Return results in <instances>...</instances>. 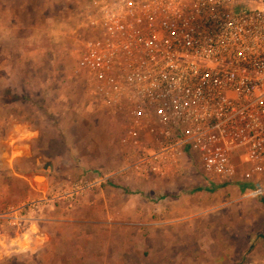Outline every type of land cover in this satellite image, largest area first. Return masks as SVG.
Here are the masks:
<instances>
[{"label":"rangeland","instance_id":"374dc122","mask_svg":"<svg viewBox=\"0 0 264 264\" xmlns=\"http://www.w3.org/2000/svg\"><path fill=\"white\" fill-rule=\"evenodd\" d=\"M88 3L0 0V215L39 207L24 230L0 223V264H264V177L132 168L128 120L77 67Z\"/></svg>","mask_w":264,"mask_h":264},{"label":"built area","instance_id":"2783aa9c","mask_svg":"<svg viewBox=\"0 0 264 264\" xmlns=\"http://www.w3.org/2000/svg\"><path fill=\"white\" fill-rule=\"evenodd\" d=\"M79 22L78 70L128 120L138 176L188 159L214 184L264 177V0H89Z\"/></svg>","mask_w":264,"mask_h":264},{"label":"water","instance_id":"95a60500","mask_svg":"<svg viewBox=\"0 0 264 264\" xmlns=\"http://www.w3.org/2000/svg\"><path fill=\"white\" fill-rule=\"evenodd\" d=\"M49 167L52 168V164H51V163H47V164L44 166V169L47 170ZM39 177H41V176H38V177H36V178H39ZM42 178H43V177H42Z\"/></svg>","mask_w":264,"mask_h":264},{"label":"bare ground","instance_id":"6f19581e","mask_svg":"<svg viewBox=\"0 0 264 264\" xmlns=\"http://www.w3.org/2000/svg\"><path fill=\"white\" fill-rule=\"evenodd\" d=\"M39 178H42V177H39ZM37 179V178H36Z\"/></svg>","mask_w":264,"mask_h":264},{"label":"crops","instance_id":"0c3cea01","mask_svg":"<svg viewBox=\"0 0 264 264\" xmlns=\"http://www.w3.org/2000/svg\"><path fill=\"white\" fill-rule=\"evenodd\" d=\"M28 138V137H27ZM53 169V168H52ZM150 178V177H149Z\"/></svg>","mask_w":264,"mask_h":264},{"label":"trees","instance_id":"16d2710c","mask_svg":"<svg viewBox=\"0 0 264 264\" xmlns=\"http://www.w3.org/2000/svg\"><path fill=\"white\" fill-rule=\"evenodd\" d=\"M264 238V237H263Z\"/></svg>","mask_w":264,"mask_h":264}]
</instances>
